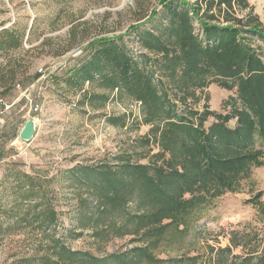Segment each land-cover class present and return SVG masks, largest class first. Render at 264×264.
<instances>
[{
  "label": "trees",
  "instance_id": "obj_1",
  "mask_svg": "<svg viewBox=\"0 0 264 264\" xmlns=\"http://www.w3.org/2000/svg\"><path fill=\"white\" fill-rule=\"evenodd\" d=\"M153 1L125 34L89 41L86 53L60 78L79 93L80 105L109 125H126L125 114L102 112L114 95L138 103L140 122L149 126L139 140L145 150L61 172L76 200L74 237L89 230L98 245L126 236L131 245L97 255L45 234L58 222L51 178L13 163L18 201L9 217L36 223L50 239L39 264H264V241L247 249L250 242L236 235L223 247L207 244L204 255L160 257L185 237L197 209L234 192L253 168L264 166V24L248 0ZM147 21L150 27H141ZM130 32L136 52L123 39ZM21 42V35L0 33V49H18ZM15 74L7 63L0 67V97L16 93ZM210 84L233 92L225 112L209 109L208 97H201Z\"/></svg>",
  "mask_w": 264,
  "mask_h": 264
},
{
  "label": "rangeland",
  "instance_id": "obj_2",
  "mask_svg": "<svg viewBox=\"0 0 264 264\" xmlns=\"http://www.w3.org/2000/svg\"><path fill=\"white\" fill-rule=\"evenodd\" d=\"M248 2L264 24V0ZM155 4L153 0H143L139 6L135 0H0V33L7 30L21 35L22 40L18 49H0V67L7 63L16 71L13 83L35 82L34 95L38 87L41 90L37 112H29L20 96L0 115V264H39L38 258L44 252L41 248L45 249L50 242L45 235L48 233H53L65 246L86 249L97 255L131 245L130 236L98 245L89 230L74 237V232L79 231L75 229L73 216L76 200L61 172L76 163L94 164L111 160L119 153L145 150L139 140L149 126L140 122L138 103L114 95L102 112L125 114L126 125H109L99 113L80 105L79 93L68 89L60 78L64 70L86 53L89 41L125 34L128 26L136 23L138 17L147 15ZM141 24V27H150L148 21ZM123 39L132 51L138 50L132 32ZM40 68L43 76L35 79ZM205 94L209 109L225 112L224 102L233 92L210 84L200 95L203 98ZM17 95L12 90L3 96L11 102ZM202 98L195 105L199 110L204 103ZM28 118L35 121L34 135L29 141H22L18 133ZM13 133L16 136L10 138ZM150 148L153 152L156 150L154 145ZM141 161L146 162L147 158ZM13 163L23 172L51 178L48 186L53 190V202L58 210L55 230L44 234L36 223L26 225L16 222V217H9V211L16 210L18 201L17 181L10 171ZM256 194H260L259 197ZM194 216L197 219L190 223L185 237L174 241L160 257L204 255L207 244L226 246L232 235L250 242L247 249L257 244L261 247L264 241V166L253 168L250 177L242 180L234 192H225L197 209ZM234 253L245 254L246 249L234 248Z\"/></svg>",
  "mask_w": 264,
  "mask_h": 264
},
{
  "label": "built area",
  "instance_id": "obj_3",
  "mask_svg": "<svg viewBox=\"0 0 264 264\" xmlns=\"http://www.w3.org/2000/svg\"><path fill=\"white\" fill-rule=\"evenodd\" d=\"M38 73H41L38 77V79H41L43 76L41 68L38 70ZM35 86V82L25 86L19 82H15L13 87L18 95L11 102H7L4 98L0 97V115L10 109L20 96L28 106L29 112H37L40 109V104L37 102V98L41 95V90L38 87V89L35 90L34 93L36 94L34 95L32 91H34Z\"/></svg>",
  "mask_w": 264,
  "mask_h": 264
},
{
  "label": "water",
  "instance_id": "obj_4",
  "mask_svg": "<svg viewBox=\"0 0 264 264\" xmlns=\"http://www.w3.org/2000/svg\"><path fill=\"white\" fill-rule=\"evenodd\" d=\"M34 131L35 121L32 118H28L19 130L18 137L22 141H29L33 137Z\"/></svg>",
  "mask_w": 264,
  "mask_h": 264
},
{
  "label": "crops",
  "instance_id": "obj_5",
  "mask_svg": "<svg viewBox=\"0 0 264 264\" xmlns=\"http://www.w3.org/2000/svg\"><path fill=\"white\" fill-rule=\"evenodd\" d=\"M17 101H18V100H17ZM15 103H16V102H15ZM15 103H14V104H15ZM14 104H13V105H14ZM13 105H12V106H13Z\"/></svg>",
  "mask_w": 264,
  "mask_h": 264
}]
</instances>
